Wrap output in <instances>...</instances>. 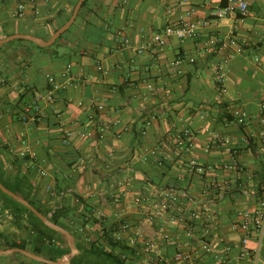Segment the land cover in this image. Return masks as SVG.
Instances as JSON below:
<instances>
[{"label":"crops","instance_id":"crops-1","mask_svg":"<svg viewBox=\"0 0 264 264\" xmlns=\"http://www.w3.org/2000/svg\"><path fill=\"white\" fill-rule=\"evenodd\" d=\"M78 1L0 0V39L17 34L49 39L70 19ZM223 2L88 0L70 29L47 49L26 39L1 44L0 180L27 177L43 207L50 203L48 184L61 189L60 195L54 190L58 200L73 189L61 203L76 209L82 235L77 247L78 241L107 245L102 238L106 233L120 243L115 252L124 264H146L150 256L141 244L133 248L117 240L120 215L140 227L145 238L157 237L161 228L170 235L172 242L163 243L164 257L156 264H173L178 242L188 244L196 263L214 264L212 257L195 256V243L184 236L182 225L164 215L147 221L150 210L134 198L173 186L180 192L178 206L213 204L220 226L208 236L223 246L240 240L242 233L232 231L230 224L252 212L264 196V150L255 137L249 145L242 140L260 130L256 117L264 99V0H248L250 11L244 18L217 20L214 13ZM19 4L26 7L23 17L13 15ZM191 9V19L211 21L199 36L185 41L172 37L165 46L153 45L142 53L125 43H147ZM213 37L234 38L244 50L238 54L232 47L212 46ZM68 66V77L63 76ZM221 68L225 91L219 82ZM50 75L65 87L54 103H41L36 121H23L26 102L50 87ZM150 85L158 89L157 96ZM161 99L172 110L153 121L145 108ZM235 109L255 117L251 127L236 123ZM87 128L95 129L96 136L83 138ZM185 128L194 132L193 145L180 150L174 137ZM214 133L223 141L214 142ZM230 138L232 146L224 143ZM148 149L157 154L144 161ZM191 158L209 167L220 187L208 189L207 175H190L186 165ZM232 159L245 172L223 168ZM40 169L48 176H40ZM101 191L109 196L110 206L102 205ZM257 245L250 240L249 247ZM259 264H264V238Z\"/></svg>","mask_w":264,"mask_h":264},{"label":"built area","instance_id":"built-area-1","mask_svg":"<svg viewBox=\"0 0 264 264\" xmlns=\"http://www.w3.org/2000/svg\"><path fill=\"white\" fill-rule=\"evenodd\" d=\"M166 3L168 0H162ZM182 3V2H180ZM25 5L19 4L16 11L14 12L15 17H23L25 15ZM173 8L171 5L168 6V12H171ZM250 6L248 0H227L224 5H221L216 10L215 17L218 19L223 18H244L248 16ZM193 14L192 9L186 11L181 15L175 22L168 24L162 31L154 35L147 43L131 44L128 39H125L127 46H130L137 53H142L147 47L153 45L163 47L165 46L170 38L176 37L180 41L195 38L201 34V31L211 25L209 19H191ZM210 44L212 46L220 45L223 48L232 47L236 53L243 52V46L237 42L234 38H211ZM194 61V58H191ZM256 61L260 62V58L256 57ZM261 64V63H258ZM71 70V66H68L66 71L62 74L67 76ZM219 75V82L222 84V90L225 91V70L221 68ZM68 77V76H67ZM50 87L42 93L34 95L32 101L26 105L25 111L22 114L23 121H36L42 111L41 103L52 104L57 99V92L65 87L63 83L57 82L53 76H48ZM153 96L158 95V89L154 85L149 86ZM95 104V101H92ZM104 104H99V109H104ZM146 113L150 115L151 119L157 120L160 117L167 115L172 110L171 103L166 99L158 101L153 100L145 108ZM236 123L245 127H251L254 122V116L250 115L243 109H235L233 112ZM259 121L260 130L256 133H250L249 136L242 137L243 142L251 144L253 137L257 138L260 143L261 149L264 150V99L259 104V111L256 117ZM83 138H93L96 136V130L87 128L81 133ZM193 130L189 128L181 129L174 137V144L180 149H188L193 145ZM99 137L104 138V134L101 133ZM214 142L223 141L219 133L213 134ZM233 140L226 139L224 141L228 146L233 145ZM209 147H206L208 151ZM157 154L156 149L146 150L143 160L147 161L149 155ZM161 164V161H159ZM228 171H237L239 173L245 172L243 166L235 159L223 165ZM187 172L190 175H207V188L220 187L216 174L211 171L209 167L201 164L196 158L189 159L186 165ZM40 176H48V172L44 169L39 170ZM119 185H123V181L118 182ZM222 187V186H221ZM223 189V188H222ZM53 190V186L48 184L46 191L50 192ZM73 189H69L68 192H72ZM180 192L177 191L173 186H167L158 188L156 191L150 194H141L134 198V202L138 205L145 206L147 210H150L147 221H153L156 217L169 216L172 223H178L184 228V236L194 241L193 251L196 257H212L214 264H259L260 260V247L264 238V196L258 199L257 205L252 212H247L240 215V218L230 224L232 231L241 232V238L239 241L232 243L227 242L223 246H217L210 238L209 234L211 231L216 230L220 226V222L217 219L216 212L213 204L209 207H202L198 209H188L184 206H178ZM101 203L104 206H110L111 202L109 196L105 191L99 193ZM154 201V203H153ZM169 214V215H168ZM118 217L119 230L117 233V240L126 241V245L130 247H137L138 244L142 245L145 253L150 256L147 259L146 264H156L163 260L162 245L163 243H171L172 239L164 228L158 232L157 237L145 238L140 227H132L129 221L125 218ZM14 214L10 209H7L0 202V245L4 243L3 232L6 231L5 224L8 221L14 220ZM129 233L128 235H124ZM255 239L258 245L255 248L249 247L250 240ZM176 252L173 257V264H199L194 260V254L190 249L187 248V243H175ZM236 250V251H235ZM0 264H7L0 261ZM20 264V263H13ZM29 264V263H26Z\"/></svg>","mask_w":264,"mask_h":264},{"label":"trees","instance_id":"trees-1","mask_svg":"<svg viewBox=\"0 0 264 264\" xmlns=\"http://www.w3.org/2000/svg\"><path fill=\"white\" fill-rule=\"evenodd\" d=\"M227 0H224L223 4ZM88 0L82 6V9L87 5ZM63 35L60 37L62 38ZM58 38V40L60 39ZM34 44V43H33ZM40 49H47L34 44ZM33 98L26 102L22 113L25 111L26 105H28ZM6 187L13 192L27 199L38 210L46 215H50L52 221L56 224L64 227L73 233L76 239H82V235L77 231V225L81 224L77 217L76 209L70 205L61 203L68 194H74L65 190L64 195L58 200V196L55 195L54 190H57L60 195L61 189L53 188L52 191L47 193V200L50 202L47 206L41 205V200L33 194L34 186L27 177H15L12 180H0ZM0 202L7 209H10L14 214V220L8 221L5 224L15 227L17 230L25 229L29 233V238L23 239V241H17L12 235H4V243L0 245V249L8 248H24L28 249L36 254L42 255L50 260H58L63 255L70 252V246L67 238L59 231L48 227L35 213H33L28 207L13 199L0 189ZM84 220L87 214L84 215ZM86 221H83L85 224ZM105 237H102L105 241H108L107 245L96 240L89 245H84L78 241V247L80 253L76 254L69 264H124L121 255L115 252V248L120 243L111 239V237L105 233ZM24 256L20 253L13 255L2 256L1 259H10V257ZM1 261V260H0ZM20 264H46L30 259L26 256L17 262Z\"/></svg>","mask_w":264,"mask_h":264},{"label":"water","instance_id":"water-1","mask_svg":"<svg viewBox=\"0 0 264 264\" xmlns=\"http://www.w3.org/2000/svg\"><path fill=\"white\" fill-rule=\"evenodd\" d=\"M86 0H79L77 4L74 7L73 13L70 17V19L63 24L61 27H59L56 32L49 38V39H43L34 35L29 34H17L12 35L9 37H6L4 39H0V45L8 43L15 39H26L31 42H34L35 44L42 46V47H48L53 45L58 38H60L65 32H67L72 24L75 22L76 18L78 17V14L80 12V9L82 8L83 4ZM0 189L11 196L16 201L20 202L21 204L28 207L35 215H37L48 227L55 229L62 233L68 241V244L70 246V252L63 255L58 260H50L42 255L36 254L28 249L24 248H8V249H0V257L2 256H8L13 255L15 253H20L30 259H33L35 261L46 263V264H69L71 259L79 253V249L75 244L76 238L73 233H71L69 230L65 229L64 227L56 224L54 221H52L50 215H46L42 213L40 210H38L33 204H31L27 199L24 197L18 195L17 193L10 190L8 187H6L1 181H0Z\"/></svg>","mask_w":264,"mask_h":264},{"label":"rangeland","instance_id":"rangeland-1","mask_svg":"<svg viewBox=\"0 0 264 264\" xmlns=\"http://www.w3.org/2000/svg\"><path fill=\"white\" fill-rule=\"evenodd\" d=\"M5 234L12 235L13 238H16L17 241H23V239L29 238V233L25 229L22 230H17L15 227L11 225L6 226V231ZM24 258V256H15V257H10V259H1V261L7 263V264H13L21 261Z\"/></svg>","mask_w":264,"mask_h":264}]
</instances>
